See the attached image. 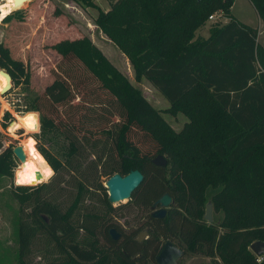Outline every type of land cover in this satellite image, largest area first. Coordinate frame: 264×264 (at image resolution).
<instances>
[{"label":"trees","instance_id":"1","mask_svg":"<svg viewBox=\"0 0 264 264\" xmlns=\"http://www.w3.org/2000/svg\"><path fill=\"white\" fill-rule=\"evenodd\" d=\"M248 2L264 25V0ZM231 4L232 0H111L108 9L98 11L93 19L126 56L134 80L145 79L167 100L168 113L180 112L187 118L178 131L88 37L60 39L51 45L61 58L75 59L111 97L118 120L110 128L96 127L90 135L84 124L60 128L47 114L39 113V136L56 132L66 145L58 157L39 148L52 175L33 192L45 189L50 196L34 195L28 221L17 220L16 264H28L23 257L37 233L45 234L62 253V262L47 264H155L154 255L164 240L181 249L182 255L201 254L214 263L264 264V253L256 261L248 249L255 241L264 245V47L255 40V28L230 15ZM213 13H221L227 22L210 26L205 38L194 36ZM9 56L8 47L0 43V68L6 69L11 81L22 76L27 82L26 69ZM43 106L56 110L43 94L14 111H40ZM35 116L26 113L20 121L35 130ZM2 117L8 119V112ZM131 129L150 139L151 154L140 153L128 137ZM75 134H81L87 153ZM155 155L165 159L164 167L151 163ZM12 166L10 147H5L0 151V175H10ZM134 169L142 180L130 193L133 207H150L164 193L171 202L161 218L149 212L136 229L122 233L119 225L110 223L109 215L128 205H111L96 179ZM66 173L73 179H64ZM38 175L44 182L36 168L19 167L14 180L35 185ZM19 185L14 195L23 204L32 192ZM89 185L103 191L100 207L84 211L73 221L75 207ZM59 194L71 197L63 211L55 199ZM206 204L211 208L210 223L203 219ZM109 227L118 233L116 240L109 238ZM142 229L147 237L135 241Z\"/></svg>","mask_w":264,"mask_h":264},{"label":"rangeland","instance_id":"2","mask_svg":"<svg viewBox=\"0 0 264 264\" xmlns=\"http://www.w3.org/2000/svg\"><path fill=\"white\" fill-rule=\"evenodd\" d=\"M109 1L111 0H90L93 4L90 6L84 4L81 0H25L23 5L22 2L19 3L17 8L10 12L9 20H0V43L8 47L9 57L20 62L28 73L27 82L22 76L16 77L14 81H11L10 89L0 94V151L5 147H10L11 150L13 146L28 139L30 146H35L38 151L40 147H43L49 153L58 157L61 149L65 148L66 141L63 140L62 135L56 132V134L51 132L43 137L39 136L38 118L40 112H44L51 117L60 128L68 123L74 125L84 124L83 127H89L87 133L90 135L96 131V127L110 128L118 120L114 113L116 104L111 97L98 88L97 83L81 68L75 59L61 58L51 48V45L56 41L69 39L70 37H88L105 58L124 74L133 86L140 90L143 97L160 112L174 131H178L183 122L187 120L180 112L168 113L167 100L145 79L134 80L126 56L94 25L93 19L96 17L97 12L107 10ZM254 14L255 12L248 0H232L230 15L239 22L255 25ZM211 16L212 18L207 17L201 27L194 31V36L207 35L210 26L221 25L228 20L221 13H213ZM31 21L33 24L29 23ZM38 25L41 26L40 32L37 29L31 30V27L34 28ZM258 42L259 45L262 44L261 37L258 38ZM0 69L6 72V69ZM43 94L52 103H55L56 110L53 111L43 106L40 111H26L23 113L14 111V109L23 107V104H26L35 95L42 96ZM61 100L65 101L60 104L56 103ZM5 111L9 114L8 119L2 117ZM26 113L36 115L35 130L27 129L21 123L20 120ZM14 121L17 123V127L13 133H10L7 128ZM2 123H5V126ZM128 137L137 146L140 153H152L153 146L150 139L141 131L131 129ZM75 138L84 148L83 153H87L88 146L82 142L81 134H75ZM126 154L129 155V152H126ZM12 159L13 166L10 175H0V264H16L18 250L17 220L28 221L26 215L30 212L33 204V196L36 195L39 199H48L50 196H48L49 193L45 189H38L33 192L34 188L46 183L52 175V170L46 163V180L44 182L36 185H19L27 187V191L32 192L29 201L23 204L19 203L14 195V188L17 186L14 180L15 170L19 167L33 170L35 168L30 164L21 165L13 156ZM87 161L88 159L82 163L81 168L85 167ZM69 177H71L69 173L63 175L64 179ZM106 178L107 176H98L97 183L104 187ZM86 191L78 206L75 207L73 221H77V218L79 219L84 211L93 212V210L100 207V198L103 191L100 189L96 191L93 185H89V189ZM105 194L107 196V193ZM55 199L59 202L60 210L63 211L70 203L71 197L67 198L65 195L59 194L55 196ZM122 201L111 205L115 207L119 204H127L128 206L118 211H111L109 215L110 223L119 225L122 233H128L136 229L137 225L142 224L145 214L151 213L156 208L152 206L143 209L136 208L132 206L130 200L123 199ZM42 217L46 219L44 215ZM143 230L145 229L141 231ZM138 231L140 230H137L136 233ZM37 235L36 238L31 240L28 252H26L23 259L28 264L62 262V253L54 248L47 236L43 233H37ZM77 235L81 237L82 232L77 231ZM146 237L147 233L144 234L142 240ZM251 253L253 254V252ZM215 263L220 264L218 260H215ZM215 263L204 255L191 253H185L174 262V264ZM148 264H151V262L149 261Z\"/></svg>","mask_w":264,"mask_h":264},{"label":"water","instance_id":"3","mask_svg":"<svg viewBox=\"0 0 264 264\" xmlns=\"http://www.w3.org/2000/svg\"><path fill=\"white\" fill-rule=\"evenodd\" d=\"M16 1L18 2L20 0H15V2ZM0 72L6 79V85L0 92V94H3L10 89L11 79L10 76L3 70L0 69ZM11 154L18 162H20L24 157L19 145H15L11 148ZM150 161L155 166L164 167L166 165V161L161 155H155L150 159ZM141 180L142 175L137 169L131 170L122 176L117 173L109 176L104 182L108 202L111 204L117 202L121 203L123 202V199H129L130 193L139 185ZM170 202V197L166 193L158 197L152 204V207H157L154 211L151 212V217L161 218L165 213V208L170 205ZM203 219L207 223H210L212 220L211 208L209 204H206L205 206ZM108 233L111 240H116L118 238V233L113 228H110L108 230ZM145 233V230L138 232L136 234V237H134V240L141 241ZM248 249L255 255H261L264 253V245L261 242L255 241L250 243ZM181 255V249H179L171 241L164 240L162 241L154 255V263L174 264V262L179 259Z\"/></svg>","mask_w":264,"mask_h":264},{"label":"bare ground","instance_id":"4","mask_svg":"<svg viewBox=\"0 0 264 264\" xmlns=\"http://www.w3.org/2000/svg\"><path fill=\"white\" fill-rule=\"evenodd\" d=\"M25 0L16 1L15 0H0V20L7 14H9L12 10L17 8V5ZM21 7V5H19ZM6 85V79L3 76V74L0 72V92ZM17 127V123L14 121L9 124L7 130L10 133H13L15 131V128ZM21 148V151L23 153V159L19 162L21 165H25L26 163H31L33 166L37 169V171L40 173L41 177L46 180V162L39 153V151L36 149L35 146H30V141L27 139L23 140L22 143L18 144ZM42 179L39 177L36 180V184L41 183ZM35 184V185H36ZM19 185V184H17Z\"/></svg>","mask_w":264,"mask_h":264},{"label":"crops","instance_id":"5","mask_svg":"<svg viewBox=\"0 0 264 264\" xmlns=\"http://www.w3.org/2000/svg\"><path fill=\"white\" fill-rule=\"evenodd\" d=\"M42 1V0H41ZM40 6V5H39ZM254 10V9H253ZM255 12V11H254ZM34 14H36V13H34ZM37 15V14H36ZM32 20V19H31ZM238 21V20H237ZM227 22V20L226 21H224L222 24H224V23H226ZM29 23H31V24H33V22L31 21V22H29ZM240 23H242V22H240ZM242 24H245V25H248V26H250V27H252V28H256V37H255V40H256V42L259 44V42H258V38L259 37H261V39H262V44H260L262 47H264V25L262 24V22H261V20L259 19V17L257 16V14L255 13L254 14V24L255 25H250V24H246V23H242ZM31 27V26H30ZM37 29V31L38 32H40V30H41V26H35L34 28H32L31 27V30L32 31H34V30H36ZM208 35V34H207ZM207 35H201V37H203V38H205ZM200 36V35H199ZM75 38H78V37H75ZM69 39H74L73 37H70Z\"/></svg>","mask_w":264,"mask_h":264},{"label":"built area","instance_id":"6","mask_svg":"<svg viewBox=\"0 0 264 264\" xmlns=\"http://www.w3.org/2000/svg\"><path fill=\"white\" fill-rule=\"evenodd\" d=\"M211 15H212V14H211ZM211 15H209L208 18H212ZM21 113H23V112H21ZM253 255L255 256V260H256V261H259V260L261 259V256H260V255H255L254 253H253Z\"/></svg>","mask_w":264,"mask_h":264},{"label":"flooded vegetation","instance_id":"7","mask_svg":"<svg viewBox=\"0 0 264 264\" xmlns=\"http://www.w3.org/2000/svg\"><path fill=\"white\" fill-rule=\"evenodd\" d=\"M155 207H157V206H155ZM110 229V227L108 228V230ZM108 232V231H107ZM108 236H109V233H108ZM109 238H110V236H109Z\"/></svg>","mask_w":264,"mask_h":264}]
</instances>
